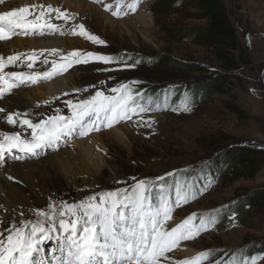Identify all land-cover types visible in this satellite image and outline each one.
Returning <instances> with one entry per match:
<instances>
[{
  "label": "rangeland",
  "instance_id": "1",
  "mask_svg": "<svg viewBox=\"0 0 264 264\" xmlns=\"http://www.w3.org/2000/svg\"><path fill=\"white\" fill-rule=\"evenodd\" d=\"M6 1L9 0L3 3ZM103 2L113 7L105 11L103 4L87 0L89 5L86 8V16H79L76 24H84L91 34L105 41L104 45L93 44L83 37L72 35L71 29L67 30L65 27L63 29L66 35L45 32L46 34L42 36L56 39L59 43L63 39L71 40L70 51L71 49L92 51L117 57L125 55L128 57V63L137 59L144 62L165 55L186 66L203 67L205 71L194 73L184 69L180 72H168L169 79L172 78L171 80L176 82H168L164 85L163 82L151 77L153 69L145 68L143 62L135 68L114 71H98V69H118L121 65L102 62L74 65L75 68L71 70L69 81V87L72 90L63 97L57 96L58 93L52 84L64 75L38 82L46 91L47 98L51 99H44L49 101V105L43 101L42 109L40 108L37 111L38 114L36 113L37 117L33 116L31 119L34 120L33 122H38L42 118L47 120L48 117L57 114L56 110H59L60 115L70 116L71 112L66 101L76 102L86 99L96 90L111 94L108 89L121 82L140 81L139 84L131 85V87L145 95H152V90H157L159 87L167 88L171 85L180 86L185 83L201 82L220 75L228 77V85L223 93H215L203 103L197 102L192 106L191 111H184L182 104L177 105L179 98L172 100L170 106L163 99L161 111L143 114L145 119L149 117L155 119L156 122L151 127L137 126L130 121L121 122L111 129L102 128L99 132L94 131L87 136L73 134L72 137H63L57 141V145L43 148L40 150V155L36 156L37 159H43L66 149L72 150L77 139L99 136L100 149L93 146L88 148L90 151L94 150L90 154H94V159H98L97 163L102 173L98 172L96 176H93L91 174L95 171V166H93L94 168L89 167L92 170L89 171L91 176L83 175L81 171L83 166H80L78 157L73 160L75 163L70 169L72 178L64 176L57 168L46 165L44 172L47 177L40 179V183L49 189V192L43 196L45 199L40 196L42 189L38 183L13 182L21 189L24 199L30 196L25 207L31 211L32 209H46L50 201L63 200L69 204L79 202L94 193L130 187L135 183L133 177L137 181L142 179L155 181V178L159 176L167 178L169 176L166 174L169 172L176 173L188 168L207 165L224 151L235 147L250 148L256 152L254 159L259 166L257 174L252 177L242 171L233 176L221 177L219 179L221 181L217 182L210 191L175 208L173 219L168 222V226L175 227L193 213L223 211L233 205L236 206L248 194L264 190V0H220L236 31L240 47L250 60L249 66H240L239 70L234 72H226L216 60L214 51L211 49L187 41L189 36L184 30L205 27L207 24L206 21L197 19L196 15L199 12L189 0H184L178 5L175 0H140L136 12L141 11L142 14L148 16V27L129 20V17L135 15L136 12H129L119 18L114 17L111 12L116 10V0H103ZM3 3H0V10H2ZM93 6L97 7V10H94ZM56 7H60L61 10L66 9L59 4ZM122 7H126V4ZM12 9L11 6L7 8V10ZM98 11L108 15L115 22L114 26L106 23ZM120 21L124 24H118ZM71 22L74 24L75 19ZM36 36L39 35L23 34L21 38L28 39ZM60 51L63 55L69 53L62 46ZM46 59L51 63L61 58L51 55ZM41 61L39 60L37 64ZM100 81H104V84ZM26 86L28 85L24 87L22 85L19 88L24 89ZM85 88L88 91H83ZM6 94L7 92L4 96L8 95ZM165 95L168 97L169 93ZM53 97L59 99H52ZM183 97L187 99L186 95ZM231 103H234L245 115L238 116L231 113L227 107ZM118 127L121 128L120 137L112 133L103 135ZM18 132L23 135L21 131ZM18 154L20 153L13 150L12 154H6V156L10 162H17L19 160L14 159V156ZM85 155L88 157L86 153L83 157ZM84 160H86L85 157ZM117 181L123 183H117ZM32 216L35 219L34 215ZM15 217L17 218L14 213L11 214L5 209L1 210L0 231L16 222ZM262 241H264V204L247 208L239 220L230 218L224 224H217L212 229L201 233L194 240L181 242L180 247L190 246L193 250H198L189 258L196 257L200 252H220L222 257L215 262L224 264L231 255L248 251L255 242ZM54 246V240L46 241L45 253ZM175 251L168 255L172 257ZM183 259L188 258L180 260ZM245 261L251 264V257ZM201 264L214 263L201 262ZM256 264H264V256H257Z\"/></svg>",
  "mask_w": 264,
  "mask_h": 264
},
{
  "label": "snow or ice",
  "instance_id": "2",
  "mask_svg": "<svg viewBox=\"0 0 264 264\" xmlns=\"http://www.w3.org/2000/svg\"><path fill=\"white\" fill-rule=\"evenodd\" d=\"M3 2L4 0H0V3ZM92 2L103 4L105 11L113 7L111 4H104L103 0ZM139 3L140 0H116V10L111 14L119 18L129 12L135 13ZM125 4L126 7H122ZM76 15L43 3L0 12V41L10 40L18 34L44 35L45 31H59L64 35L61 26L53 23L52 19L63 20L67 24ZM71 34L83 37L93 44H105L104 40L91 34L82 23L74 24ZM45 53L60 54L58 49L52 48L40 49L38 52H17L6 57L0 55V96L20 84H36L62 75L74 65L91 62L121 65L118 69H98L114 71L135 68L143 62L137 59L128 63L123 57L73 50L61 57L63 63L52 61L51 70L35 71L37 62ZM24 62H27L25 66L32 71H5ZM43 64L48 65L49 61L44 59ZM100 83L104 84V81ZM139 83L140 81L121 82L108 89L111 94L96 90L86 99L76 102L68 100L65 103L71 112L70 116L60 115L59 110H56L57 114L47 120L34 123L26 118L28 113L9 112L6 115L7 124L16 125L19 122L22 129L26 125L31 129V135L28 138L22 137L20 132H0V159L6 154H12L13 150L20 153L14 156L16 160L35 157L40 155V150L63 137L73 134L87 136L102 128L111 129L121 122L130 121L137 126L151 127L155 124V119H145L143 114L161 111V104L157 98L146 96L131 87ZM183 108L184 111H191V102L185 100ZM4 112L5 109L0 107V113ZM22 116L25 118H21ZM174 175L172 172L166 174L169 177ZM9 179L13 178L10 176ZM132 179L135 183L130 187L94 193L71 204L63 200L50 201L46 209H32L35 219H21L18 225L13 222L7 229L0 231V264H201L202 261H207L211 252H200L196 257L175 261L168 254L179 248L181 242L194 240L201 232L209 230L216 223V218H209L210 214L201 215L196 224L193 222L197 219V214L193 213L175 227H169L168 222L173 219L175 208L188 203L190 196L195 199L197 194H202L212 181L199 193L182 190L177 185L173 204L164 195L165 176L156 177L155 181H137L135 177ZM21 216L23 217V212ZM49 240H54L55 246L45 253L43 245ZM229 264L233 262L230 261ZM245 264L248 262L245 261ZM251 264H256V257L251 258Z\"/></svg>",
  "mask_w": 264,
  "mask_h": 264
},
{
  "label": "trees",
  "instance_id": "3",
  "mask_svg": "<svg viewBox=\"0 0 264 264\" xmlns=\"http://www.w3.org/2000/svg\"><path fill=\"white\" fill-rule=\"evenodd\" d=\"M181 2H184V0H175L176 5ZM189 2L199 12L196 15L197 19L206 21L207 24L205 27L184 30L189 36L187 41H192L198 46H203L214 51L216 60L226 72L237 71L240 66H249L250 60L245 51L240 47L236 31L230 23L226 9L220 0H189ZM119 57H123L126 61L128 59L125 55H120ZM143 63H145V68L153 69L151 77L157 81L163 82L162 84L164 85L168 82H176L175 80H171L172 78L169 79L168 72H180L184 69L194 73L205 71L203 67L197 65L186 66L175 59L166 57L165 55L157 56L155 59L145 60ZM228 81L229 79L226 75H220L201 82L185 83L180 86L171 85V87L167 88L159 87L157 90H152V95L146 94V96L157 98L161 104L163 103V99L165 100V94L168 92L169 95L165 100L167 105L170 106L172 100L179 98L180 100L177 102V105H183L185 100H189L192 106H194L197 102H205L215 93H223L228 85ZM184 95H186L187 99H184ZM227 107L228 110L235 115H245L234 103L229 104ZM255 154L256 152L250 148H230L221 153L219 157H216L214 161L207 165L176 172L174 176L165 178V181L163 182L166 185L164 195L169 198L170 202L174 203L176 200L177 185H179L182 190L199 193L205 185L209 184V181H212L210 186L203 191L202 194H204L210 191L217 182L221 181L219 180L221 177L227 175L233 176L242 171L254 177L259 169V166L254 159ZM202 194H197L195 199ZM191 200L194 199L190 196L189 201ZM261 204H264V190L248 194L245 198H242L236 206L233 205L223 211L197 214V219L193 223L198 224L201 215L209 216L210 214L209 218L211 216L216 218V223L209 228L210 230L217 224L221 225L229 221L233 216L234 219L237 218L239 220L247 208ZM221 255L222 253L220 252L212 253L208 260L202 261V263L217 264L215 261L222 257ZM257 256H264V241L255 242L248 251L238 252L235 255H231V257L228 258V261H225L224 264H229L230 261H232L233 264H243L246 259Z\"/></svg>",
  "mask_w": 264,
  "mask_h": 264
},
{
  "label": "bare ground",
  "instance_id": "4",
  "mask_svg": "<svg viewBox=\"0 0 264 264\" xmlns=\"http://www.w3.org/2000/svg\"><path fill=\"white\" fill-rule=\"evenodd\" d=\"M41 3H43L45 5L51 4V5H53V7H56V5L59 4L62 7L66 8L64 10H67L71 13L77 14L75 17V23L74 24H76L79 16H81V15L86 16V13H87L86 8L89 5L87 3V0H9V1H6L5 3L2 4V10H0V12L10 11V10H7L8 6H11L13 8H20L23 6H30V5L41 4ZM93 8H94V10H97V7L93 6ZM98 12L106 23H109L110 25L115 24V22H113L108 15L102 13V11H98ZM53 16H54V14H53ZM129 20L131 22L134 21L137 24H141V25L148 27V16H146L145 14H142L141 11H138L135 13V15H132L131 17H129ZM52 22L61 26V31H63V32H64V29H63L64 27H65V29L68 30V29H71L72 26L74 25V24H72L71 20L67 24H65L63 20H56L53 18ZM118 24L123 25L124 23L120 21V22H118ZM45 32L47 34L61 35L59 31H57V32L45 31ZM31 35L32 34H29L27 36H31ZM37 35H39V34H37ZM22 36H23V34H18V35L13 36L10 40L0 41V55H4L6 57L8 55H12V54H15L17 52L29 53L33 50H36L38 52L40 49H52V48L58 49L59 52H61L60 51L61 46L70 52V48H71L70 45L72 44L71 40H68V39H63V41H61L59 43L56 39H51L48 37H44L42 35H39L36 37H31L28 39H23V38H21ZM78 40H80V39H78ZM71 51H73V50L71 49ZM53 55L56 56L57 58H61L62 56H66L63 54H59V55L53 54ZM47 56H51V55H49L48 53H45V55L40 58V60H42V61L39 62L38 64H36V66L34 68L35 71H49V70H51V63H49L48 65L43 64V60L46 59ZM56 62L57 63H63L64 61L62 59H59ZM26 63L27 62L18 64L16 67H9L5 71H24V72L32 71V70H29L25 66ZM73 68H75V67L73 66L72 68H70L67 72H65L64 74L61 75V76L64 75L63 78L56 79L54 81V83L52 84L54 90L58 93L57 96L59 98L65 96V95H63L64 93L68 94L72 90L69 87V81L71 78L70 73H71V70ZM58 76H60V75H57V77ZM22 85H23V87L25 85H28V86H26L24 89H22V88L20 89L19 87ZM45 92L46 91H44L43 86H41V84H39V83L32 84L30 82H26V83L20 84L18 87L13 88L10 92H7V94H8V95L6 94L7 96H4V94L2 96H0V107L5 109L4 113H0V132H10L11 133V132L21 131L23 134L22 137L30 138L31 129L27 130L26 126H24L22 129L19 125V122H17L16 125L7 124L6 115L9 112L21 113V114L28 113L29 115L26 117L28 119H32L33 116L37 117L36 116L37 111H39L40 108L42 109L41 105H42L43 101H46L44 99L47 98ZM55 94H53V95H55ZM50 95H52V94H50ZM47 99H51V98H47ZM52 99H56V98L53 97ZM47 105H49V103ZM21 118H25V117L22 116ZM38 119H40V118H38ZM38 122H34V123H38ZM111 133L116 134V135H118V137H120L121 128L118 127L114 130H111L109 133H103V135L105 136V135H108ZM74 135H76V134H74ZM122 140H124V139H122ZM100 141L101 140H100L99 136H93L90 139H88V138L77 139L75 141V143L73 142L75 145L73 146L72 150L66 149V150L61 151L59 153H53V154H50L48 157H45L43 159H37L36 156L35 157L30 156V157L23 159L22 161L19 160L21 162H19V161L10 162L7 159L8 156L5 155V157L3 159H0V211L5 209V210L11 212V214L14 213L17 216V218L15 217L17 219V221L15 220L16 221L15 223L17 225L19 224L21 219H34L32 216L33 212L30 211L29 208L25 207V204H27L28 200L30 199V196H27V198L24 199L22 192H21V189L18 188L17 186H15L13 182L14 181H22V182H25L26 184L38 183V185L41 186V189H42V193L40 194V196L42 198L45 193L49 192V189L47 187H45L43 185V183H40L41 182L40 179H42L44 176H46L45 172H44L46 165L49 167L51 166L55 169L57 168L64 176L72 178V173H71L70 169L75 163L73 160H76V157H78L79 162L81 164L80 166L81 167L83 166V168L81 170L83 175L91 176V174H93V176H96V173L100 172L99 166L97 163L98 159L97 160L94 159V157H93L94 154L93 155L90 154L94 150L90 151V148H88V147L93 146V147L99 148L100 147V145H99ZM55 144H53V145H55ZM85 153L88 156V157H86V155L84 156L86 160H84V157H83V155ZM72 157H75V158H72ZM80 166H79V168H80ZM93 166H95V171H92L89 168V167L94 168ZM89 171L90 172L92 171L90 175H89V173H90ZM100 173H102V172H100ZM10 176L13 179L10 180L9 179ZM43 199H45V198L43 197ZM21 212H23V217L21 216ZM43 247H44V245H43ZM197 251L190 248V246L189 247L188 246H183V247L181 246L178 251H175L172 254V257H173V259H176V260H180L181 258H189L190 256L194 255L195 252H197Z\"/></svg>",
  "mask_w": 264,
  "mask_h": 264
}]
</instances>
